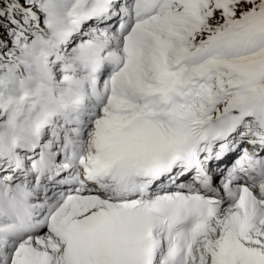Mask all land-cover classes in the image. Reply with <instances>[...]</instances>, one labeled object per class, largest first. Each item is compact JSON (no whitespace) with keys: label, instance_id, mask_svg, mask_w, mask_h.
<instances>
[{"label":"snow or ice","instance_id":"obj_1","mask_svg":"<svg viewBox=\"0 0 264 264\" xmlns=\"http://www.w3.org/2000/svg\"><path fill=\"white\" fill-rule=\"evenodd\" d=\"M0 264H264V0H0Z\"/></svg>","mask_w":264,"mask_h":264}]
</instances>
